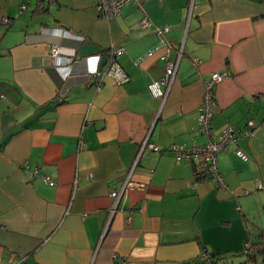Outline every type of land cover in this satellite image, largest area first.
<instances>
[{
	"label": "crops",
	"instance_id": "0c3cea01",
	"mask_svg": "<svg viewBox=\"0 0 264 264\" xmlns=\"http://www.w3.org/2000/svg\"><path fill=\"white\" fill-rule=\"evenodd\" d=\"M98 1L0 0V21H10L0 30V264H208L203 247L210 264H264V252L244 249L264 236V0L142 4L183 47L162 104L148 91L163 76L155 34L138 26L133 3L107 21ZM110 46L123 48L128 81L105 77L97 89L87 73ZM216 72L226 76L214 87L213 135L253 123L217 157L228 191L197 176L196 161L140 151L146 138L207 143L197 114ZM126 181L116 201L110 193Z\"/></svg>",
	"mask_w": 264,
	"mask_h": 264
},
{
	"label": "built area",
	"instance_id": "2783aa9c",
	"mask_svg": "<svg viewBox=\"0 0 264 264\" xmlns=\"http://www.w3.org/2000/svg\"><path fill=\"white\" fill-rule=\"evenodd\" d=\"M50 1V0H48ZM147 0H99L96 6L97 12L100 17L106 19L107 21H112L120 16L122 12L123 5L127 3H133L139 13L140 17L138 20V26L143 30L152 31L157 39V45L159 48L163 49V54L160 56V61L163 62V76L160 79L153 80L148 85L149 94L153 98H157L164 102L169 89L174 81L177 73L179 61L183 55V47H174L173 44L167 40L166 35L169 31V26H154L148 17L147 13L143 10L142 4ZM25 5L20 6V10H24ZM8 18H3L0 21V30L4 25L9 24ZM124 53L123 48H115L110 46L105 67L102 70L97 68L89 70L87 73V78L97 81L96 88H100V84L105 77L112 79L116 85H120L128 81V75L124 69L120 66L117 59ZM152 51H147L146 56H151ZM172 53L176 56L173 58ZM60 54L58 43H52L50 45L49 55L51 58H55ZM97 62H99L100 57H94ZM199 60L195 59L194 64H198ZM226 76L225 72L221 73H211L210 77L204 81V90L202 94L201 104L198 108L197 114V127L202 135L207 136L208 141L206 144L187 148L185 145H170L167 148H163L158 144L148 142L147 138L142 143L140 151L145 147L153 152L167 151L169 152L175 161L177 162H193L198 163V170L195 171L197 176L208 175L215 182L217 188L222 191H228V186L224 179L220 176L218 172V155L224 151V149L238 139L243 137L252 136V121H248L245 128L238 129L233 126H226L221 132L214 136L212 133V118H213V108L215 106L214 100V87ZM79 149H84L85 143L80 140L78 144ZM235 155L242 161H247V155L240 149L235 150ZM22 167H27L24 163ZM37 170L34 169L32 174L36 175ZM42 176V175H41ZM44 181L48 185H53V182L48 178L42 176ZM257 187L263 189L261 181L257 180ZM131 185L128 181L124 183L120 190H112L110 195L116 199H119L120 195L123 193L127 186ZM244 249L252 258L255 256L257 249L264 250V238L261 239L258 245H254L252 241H246L244 243ZM206 247H203L200 252L198 259L200 262L211 263V258Z\"/></svg>",
	"mask_w": 264,
	"mask_h": 264
},
{
	"label": "water",
	"instance_id": "95a60500",
	"mask_svg": "<svg viewBox=\"0 0 264 264\" xmlns=\"http://www.w3.org/2000/svg\"><path fill=\"white\" fill-rule=\"evenodd\" d=\"M106 60L107 57L105 55H103L99 61V67L98 70H102V68L104 67V65L106 64Z\"/></svg>",
	"mask_w": 264,
	"mask_h": 264
},
{
	"label": "trees",
	"instance_id": "16d2710c",
	"mask_svg": "<svg viewBox=\"0 0 264 264\" xmlns=\"http://www.w3.org/2000/svg\"><path fill=\"white\" fill-rule=\"evenodd\" d=\"M262 238H264V236H261ZM259 244V243H258ZM258 244H256V245H258ZM257 252H264V250H261V249H257V251H256V253ZM256 255V254H255ZM255 256H253L252 258H254Z\"/></svg>",
	"mask_w": 264,
	"mask_h": 264
}]
</instances>
